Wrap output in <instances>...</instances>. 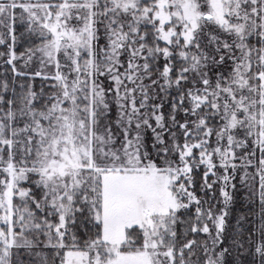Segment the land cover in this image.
I'll return each mask as SVG.
<instances>
[{"label": "snow or ice", "instance_id": "6c2138e0", "mask_svg": "<svg viewBox=\"0 0 264 264\" xmlns=\"http://www.w3.org/2000/svg\"><path fill=\"white\" fill-rule=\"evenodd\" d=\"M0 264H264V0H0Z\"/></svg>", "mask_w": 264, "mask_h": 264}]
</instances>
